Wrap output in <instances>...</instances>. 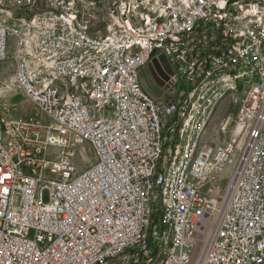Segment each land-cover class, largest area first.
<instances>
[{
	"label": "built area",
	"instance_id": "2783aa9c",
	"mask_svg": "<svg viewBox=\"0 0 264 264\" xmlns=\"http://www.w3.org/2000/svg\"><path fill=\"white\" fill-rule=\"evenodd\" d=\"M42 1L76 12L72 36H63L62 23L44 25L50 32L49 44L60 43V49H66L65 58L55 57L61 61L56 77L68 76L70 86L74 79H82L102 105H114L118 94H130L147 108L142 121H149L150 131H158L160 143L158 159L144 166L156 211L168 135L201 67H208L209 80L216 67H223L221 76L229 75V67L264 68V32L241 30V23L257 22L224 28L221 14L241 10L236 9L237 0L213 5L193 0V9H184L176 0L173 7H166V0H130L135 17L149 16V23L142 42L128 48L132 33L128 41L116 33L100 35L99 26L104 24L100 2ZM140 2H148V9L140 10ZM227 4H234V12H227ZM44 13L45 9L33 17ZM77 19L96 23L94 32L83 33L82 42L74 40ZM120 28L125 24L120 22ZM17 40L0 29V79L10 58L12 73L9 80L0 81V91L8 98L19 93L34 112L10 118L16 106L0 104V264H107L120 259L129 251L114 252V244L130 233L134 204L130 188L122 186L126 176L114 172L106 157L103 136H114V149L123 151L124 161L130 138H138V148L146 139H139L126 114L119 124L88 134L77 111L69 115V108H51L53 95L32 96L12 64ZM81 45L89 46V54H73V47ZM160 55L169 61L172 75L161 88L163 96L154 100L142 88L140 73ZM157 68L161 79L166 71L160 62ZM208 90L209 84L203 87V92ZM228 104L240 126L241 148L235 154V136L208 141L216 112L206 124L190 175H184L175 247L167 264H264V148H259V140H264V91L247 87ZM158 222L154 213L148 243L138 246L133 264L152 255Z\"/></svg>",
	"mask_w": 264,
	"mask_h": 264
},
{
	"label": "bare ground",
	"instance_id": "6f19581e",
	"mask_svg": "<svg viewBox=\"0 0 264 264\" xmlns=\"http://www.w3.org/2000/svg\"><path fill=\"white\" fill-rule=\"evenodd\" d=\"M176 2L182 3L184 9H193V0ZM194 2L213 5L218 0ZM113 6L116 11L115 25L108 27L103 36L116 33V36L121 37V41H128V33H132L133 41H128V48H135V43H141L142 36L146 33L149 16L137 19L134 15V4L130 0H113ZM166 7H173V0H166ZM147 9L148 2H140V10ZM236 9L241 10L234 12V4H227V12L234 13L221 14L224 28H232V23L257 22L241 23V30L249 34L264 32V18H261L264 16V0H237ZM71 19H76L75 9L54 2L44 13V17H35L18 27L6 25L0 18V29L18 39L12 64L21 74V80L32 96L53 95L51 108H69V115H76L77 111L80 126L88 127V134H95V131L104 129L107 124H119L126 114L130 118L132 130L138 131L139 139H146L142 148H138V138H130L128 161H124L123 151L114 149L117 148L114 136H103L106 157L114 172L126 176L122 179V186L130 188V201L134 204V225L129 234L120 237L114 244V252L129 251L128 255L107 264L134 263L138 256V246L148 243L154 213L155 219L159 220L157 239H154L152 255L143 259L140 264H167L170 261L171 247H175L184 175H190L191 166L196 162L195 154L201 146L206 124L220 103L240 95L245 88L264 91V68H252L249 65L229 67V75L221 76L223 67H216V74L209 80L208 67H201L200 75L193 82L183 111H176V120L172 123L168 135L163 161L169 157L170 152L172 155L167 165L161 164L156 213L152 185L145 176L144 166L146 161L158 159L160 143L158 131H150L149 121H142L147 116L145 105L136 103L130 94H118L114 98V105H102L98 94L88 92V87L82 79H74V84L70 86L68 76L56 77V70L61 68V61H55V57L65 58L66 49H60V43L49 44L50 32L44 25L47 22L50 27H58V23H62L63 36H72ZM120 22L124 23L126 28H120ZM83 33H87L86 28L77 19L75 42H82ZM73 54H89V46L73 47ZM208 84L209 90L203 92V87ZM240 134V128H237L236 135ZM259 148H264V140H259Z\"/></svg>",
	"mask_w": 264,
	"mask_h": 264
},
{
	"label": "rangeland",
	"instance_id": "374dc122",
	"mask_svg": "<svg viewBox=\"0 0 264 264\" xmlns=\"http://www.w3.org/2000/svg\"><path fill=\"white\" fill-rule=\"evenodd\" d=\"M95 2L101 3L100 16L104 24L99 26V33L101 36H103L106 34L108 27H113L115 25L114 22L116 17V11H114L115 9L113 6V0H95ZM53 3L54 2H48L47 5H44L42 0H0V18L3 19L6 25L10 27H18L34 19L35 17L33 16L42 12L44 9L45 12L48 11L53 5ZM79 22L86 28L87 33L94 32V30H96V23H88L85 22L84 19H79ZM111 22H113V24ZM11 50L12 48L10 49V51ZM10 63L11 58L4 62V72L0 81L9 80L11 78L12 73L9 68ZM2 94L3 93L0 91V104L8 103L11 106H13V104L14 106H16L14 108V111H10V118H24L34 112L32 106L29 105L19 93H13L12 95L14 96L12 98L3 97ZM228 101L229 100L223 101L215 108L213 115H215L216 112L217 114L208 132L207 139L209 142L214 139L217 141L219 140L220 142H224L235 136L237 138L235 154H238L241 148L240 143H242V137L241 134L240 136L236 135V130L237 128H240V126L236 127L234 123V109L228 104ZM171 155L172 152H170L169 157L162 162V166L167 165L169 163ZM219 184L222 188L225 187V183L223 182V180H220ZM43 199L45 201L47 200V192L43 193ZM155 212L157 213L158 209H156Z\"/></svg>",
	"mask_w": 264,
	"mask_h": 264
},
{
	"label": "water",
	"instance_id": "95a60500",
	"mask_svg": "<svg viewBox=\"0 0 264 264\" xmlns=\"http://www.w3.org/2000/svg\"><path fill=\"white\" fill-rule=\"evenodd\" d=\"M161 63L165 71L172 75V69L169 64V61L164 55H160L158 58H154L150 63L141 71L140 73V83L145 92L154 100H158L162 93V87L165 85V82L168 81V76H162L163 81L157 78L155 70H157V64Z\"/></svg>",
	"mask_w": 264,
	"mask_h": 264
},
{
	"label": "flooded vegetation",
	"instance_id": "af4514ba",
	"mask_svg": "<svg viewBox=\"0 0 264 264\" xmlns=\"http://www.w3.org/2000/svg\"><path fill=\"white\" fill-rule=\"evenodd\" d=\"M156 74V73H155ZM157 75V74H156ZM162 76H168L169 77V74L166 72V74L164 73V74H162ZM159 80H161V81H163V78H161V79H159Z\"/></svg>",
	"mask_w": 264,
	"mask_h": 264
}]
</instances>
